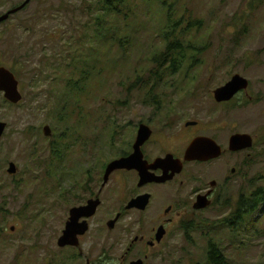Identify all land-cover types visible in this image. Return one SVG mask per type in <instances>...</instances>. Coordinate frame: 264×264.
Here are the masks:
<instances>
[{"label": "rangeland", "instance_id": "1", "mask_svg": "<svg viewBox=\"0 0 264 264\" xmlns=\"http://www.w3.org/2000/svg\"><path fill=\"white\" fill-rule=\"evenodd\" d=\"M24 1L0 0V16ZM121 11L104 15L100 0H32L0 23V67L14 73L22 95L12 105L0 93V123L6 124L0 141V264H85L57 246L65 178L98 177L105 161L127 149L139 121H151L159 131L149 90L158 92L159 110H175L182 126L205 124L220 109L213 92L234 75L249 86L225 107V125L231 135L255 138L242 177L228 173L224 185L212 173L219 163L201 167L207 187L211 181L218 185L213 203L204 211L184 209L182 223L189 231L182 226L152 251L148 264H208L209 243L229 264H264V206L241 223L233 220L239 193H249L248 183L257 178V185L264 184V0H127ZM169 11L180 22L178 30L186 31L183 44L192 49L180 71L155 85L159 67L151 60L163 51ZM69 81L74 94L67 93ZM170 143L164 148H172ZM96 147L102 159L97 163ZM239 160L233 158L229 168ZM9 163L16 174L7 173ZM194 184L184 183L182 195ZM106 198L97 217L103 231L100 263L118 264L113 240L119 235L106 228L111 197Z\"/></svg>", "mask_w": 264, "mask_h": 264}, {"label": "flooded vegetation", "instance_id": "2", "mask_svg": "<svg viewBox=\"0 0 264 264\" xmlns=\"http://www.w3.org/2000/svg\"><path fill=\"white\" fill-rule=\"evenodd\" d=\"M213 96V94H212ZM214 101V99H213ZM215 105L220 109L210 115L209 120L203 124L201 121H182L176 118V111L155 110L152 117L156 118L159 131H155L151 121H139L136 133L130 137L126 150L119 151L113 158L105 161L98 169V177H92L89 173L85 177H66L65 193V219L63 230L71 223L72 211L74 209L97 203L94 214L89 218H80L77 225L86 224L87 230L84 234L76 237V244L60 248L67 251L69 258L85 264H101L102 255V227L97 218L102 209L106 207L107 198L111 197L109 205L110 215L105 225L108 231L118 233L119 238L113 240V249L117 256L118 264H133L140 262L148 264L152 258V251H157L167 239L173 238L177 232H181L183 226L184 209L192 208L199 196H208L210 205L217 195L218 185L215 181L208 184L203 182L204 173L200 170L203 166H215L212 172L216 177H222V183L226 185L229 181L228 173L232 176L242 177V166L245 159L249 157L247 151H229V140L231 133L225 125V107L231 103L221 102ZM195 123L194 125H187ZM146 125L151 130L150 139L141 147L143 160L148 166L158 159L170 157V164L175 169L181 168L180 172L172 173L171 170L163 175V171L149 169V177H167L170 180L164 183L148 182L140 185L139 174L134 171L117 170L109 177L107 182L104 174L107 165L121 158H126L133 153V145L136 141L138 128ZM128 128L129 125L127 124ZM198 137H207L220 148V156L209 162H188L184 160L185 151L189 144ZM253 138V143L255 138ZM171 141L172 148H164V144ZM91 148V147H90ZM95 163L102 161L98 153L101 149L95 148ZM251 150V149H250ZM93 152V150L91 149ZM98 152V153H97ZM240 157L237 167L229 168L233 158ZM95 173V172H94ZM191 182V183H190ZM186 184L195 183L188 196H183L181 190ZM165 189L166 192L162 190ZM148 196L145 206H132L129 204L137 198ZM207 209V208H206ZM113 221L111 229L107 224ZM61 231V235L62 232ZM162 233V236L159 235ZM60 235V236H61ZM59 239V238H58ZM57 239V241H58ZM159 254V252H158ZM106 260V259H105ZM104 260V262H106ZM113 260V259H112Z\"/></svg>", "mask_w": 264, "mask_h": 264}, {"label": "water", "instance_id": "3", "mask_svg": "<svg viewBox=\"0 0 264 264\" xmlns=\"http://www.w3.org/2000/svg\"><path fill=\"white\" fill-rule=\"evenodd\" d=\"M32 0H25L20 6L11 9L0 16V23H4L11 16L16 15L25 9L27 5L30 4ZM248 81L241 77L240 75H234L226 84L217 88L213 92V99L217 103L221 102H230L233 100L239 93L246 91L248 89ZM0 93H2L4 99L12 104L17 105L22 100V95L19 91V82L16 79L14 73L5 67H0ZM195 123H188L187 125H194ZM6 124L0 123V141L5 132ZM43 133L46 137L50 136L51 129L46 126L43 128ZM151 130L146 125H140L137 132L136 141L133 145V153L126 157L110 162L104 174V180L107 182L108 177L117 170H134L139 174L140 181L139 184L143 185L148 182H157L164 183L170 178L164 177L168 170H171L172 173L180 172L181 168L175 169L174 166L170 164V157L168 156L165 159H158L152 165L148 166L147 162L143 160L141 147L150 139ZM253 138L248 134L236 133L231 135L229 140V151L231 152H241L245 150H250L253 147ZM220 156V148L207 137H198L194 139L188 146L185 151L184 160L188 162H209L210 160L216 159ZM162 170L163 177H154L151 179L149 177L148 170ZM7 173L9 175L16 174V167L13 163H9ZM148 196L137 198L133 200L128 208L132 206H145L147 203ZM97 203H92L89 206L74 209L72 211L71 223L66 225V228L63 230L62 235L57 241L58 248H64L67 245H75L76 237L82 235L86 232V224L77 225V220L80 218H89L91 217L96 210ZM210 206L208 201V196H199L194 204L195 210H204ZM113 226V221H110L107 224V227L111 229ZM13 227L11 231H13ZM162 236V233L159 237ZM133 264H141L136 262Z\"/></svg>", "mask_w": 264, "mask_h": 264}, {"label": "trees", "instance_id": "4", "mask_svg": "<svg viewBox=\"0 0 264 264\" xmlns=\"http://www.w3.org/2000/svg\"><path fill=\"white\" fill-rule=\"evenodd\" d=\"M127 0H100L101 8L104 15L116 16L122 13L121 7L125 5ZM166 2L161 3L162 9L165 6ZM166 25L162 29L161 41L163 46V51L158 57H154L151 60L158 65V73L155 74V85H158L157 82H163L167 76H173L178 71L181 70L182 64L185 62L187 52L192 48L185 47L183 44V39L185 38V30H178L180 22H175L172 20V13L169 11L166 14ZM190 26V25H189ZM169 65L165 67L164 65ZM161 72V73H159ZM81 74H85L84 70L81 71ZM165 75V78H163ZM78 83L84 82V78H81L77 81ZM72 82H68L66 85L67 93H75L76 89L70 85ZM77 83V84H78ZM77 87V86H76ZM73 93V94H74ZM77 93V92H76ZM68 94V96H69ZM158 92L154 90H149L146 98L148 101V106H152L159 110V104L157 101ZM54 159L59 160V153L57 150L52 151ZM262 181L261 177L257 178L255 181H250L248 186L251 187L249 193L240 192L238 199L233 208V217L234 221L241 223L244 220L245 216L252 215L255 213L261 206H264V184L257 185ZM189 226L184 225L183 230L187 233L189 231ZM207 262L208 264H229L223 253L219 250L218 246L214 243H209L207 251Z\"/></svg>", "mask_w": 264, "mask_h": 264}]
</instances>
